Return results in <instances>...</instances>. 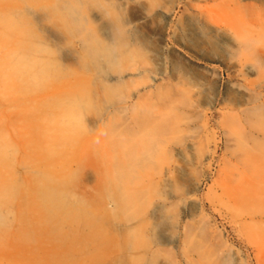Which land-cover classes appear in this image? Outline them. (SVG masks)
Returning <instances> with one entry per match:
<instances>
[{"label": "rangeland", "instance_id": "1", "mask_svg": "<svg viewBox=\"0 0 264 264\" xmlns=\"http://www.w3.org/2000/svg\"><path fill=\"white\" fill-rule=\"evenodd\" d=\"M0 13L47 65L29 94L24 74L14 98L0 88L35 213L67 182L47 264H264V0H0ZM28 111L49 113V132Z\"/></svg>", "mask_w": 264, "mask_h": 264}, {"label": "bare ground", "instance_id": "2", "mask_svg": "<svg viewBox=\"0 0 264 264\" xmlns=\"http://www.w3.org/2000/svg\"><path fill=\"white\" fill-rule=\"evenodd\" d=\"M18 23L12 16L0 13V51L9 49L0 53V88L10 93L11 98L21 91L17 88L19 75L24 74L28 80H32L26 87L29 94L44 82L47 66L37 58L36 51L29 42L16 41ZM1 102L5 101L0 99ZM34 112L28 111V117L37 121L43 133L49 132V121L53 120L51 115L47 113L39 117ZM59 112L61 116L65 113ZM3 132L0 129V264H47L50 249L49 221L60 214L65 206L60 189L67 182L65 179L58 180V183L48 187L36 214L33 200L29 194L24 195L27 183L16 174L19 164L16 149L7 143ZM44 152L49 159L55 155L50 149ZM26 176L30 183L32 173L27 171ZM35 250L41 259L39 263L33 257Z\"/></svg>", "mask_w": 264, "mask_h": 264}]
</instances>
